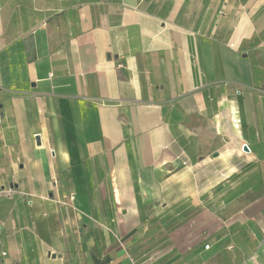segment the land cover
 <instances>
[{"label":"crops","instance_id":"crops-1","mask_svg":"<svg viewBox=\"0 0 264 264\" xmlns=\"http://www.w3.org/2000/svg\"><path fill=\"white\" fill-rule=\"evenodd\" d=\"M0 264H264V0H0Z\"/></svg>","mask_w":264,"mask_h":264},{"label":"built area","instance_id":"built-area-1","mask_svg":"<svg viewBox=\"0 0 264 264\" xmlns=\"http://www.w3.org/2000/svg\"><path fill=\"white\" fill-rule=\"evenodd\" d=\"M208 246H206V248H207Z\"/></svg>","mask_w":264,"mask_h":264},{"label":"water","instance_id":"water-1","mask_svg":"<svg viewBox=\"0 0 264 264\" xmlns=\"http://www.w3.org/2000/svg\"><path fill=\"white\" fill-rule=\"evenodd\" d=\"M245 149H246V147H245Z\"/></svg>","mask_w":264,"mask_h":264}]
</instances>
